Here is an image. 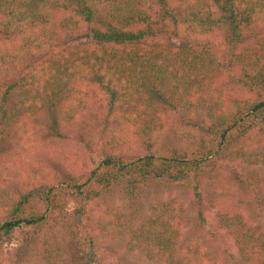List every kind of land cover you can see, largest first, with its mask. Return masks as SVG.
<instances>
[{"label":"trees","instance_id":"trees-1","mask_svg":"<svg viewBox=\"0 0 264 264\" xmlns=\"http://www.w3.org/2000/svg\"><path fill=\"white\" fill-rule=\"evenodd\" d=\"M151 1L0 0V140L49 112L64 126L91 115L95 129L104 124L103 136L112 133L92 149L91 169L20 191L0 210V249L16 245L14 261L56 229L68 264H107L109 250L86 223L95 200L116 190L132 208L152 185H174L187 191L201 226L202 179L215 157L234 150L240 165L264 167V0H169L174 10L168 0ZM177 114L179 125L189 121L188 146L124 151L129 140L118 131L156 135ZM243 173L242 189L253 191ZM211 219L238 264H264L263 236L247 217L223 209ZM181 221L179 211L162 206L157 219L134 222L127 251L167 254L170 264H218L198 250L195 259L177 258ZM47 248L38 264L55 263Z\"/></svg>","mask_w":264,"mask_h":264},{"label":"rangeland","instance_id":"rangeland-1","mask_svg":"<svg viewBox=\"0 0 264 264\" xmlns=\"http://www.w3.org/2000/svg\"><path fill=\"white\" fill-rule=\"evenodd\" d=\"M143 3L145 7L154 5L151 0H143ZM170 8L174 10L175 5H170ZM52 117L50 112L38 113L18 124L0 140V210L20 191L39 185L58 186L91 169L96 160L92 149L103 148L111 139L112 133L108 136L101 134L103 123L96 129L93 127L95 118L91 115L79 118L69 126H64L62 118L54 120ZM179 117L180 114L167 117L166 125L156 135L131 137L127 130L118 131L120 138L129 140L130 146L123 145L124 151L137 154L148 150H173L177 146L185 148L188 146L186 142L192 140L184 133L186 128L183 125L189 121L179 125ZM109 127L113 130V125ZM181 133L185 140L180 141ZM234 152L226 150L215 157L213 167L202 179L206 202L202 211L204 224L201 226L188 203L187 191L174 185H152L139 195L132 208L128 207V199L125 200L123 194L116 190L95 200L89 207L86 223L99 237L101 247L109 250L105 255L107 264H170L167 254L149 258L146 252L138 249L128 252L126 246L134 222L139 223L148 216L157 219L162 206H170L182 214L175 246L179 260L190 258L191 254L195 259L193 253L198 250L207 253L218 264H238L230 240L211 227V218L214 212L223 209L241 212L264 239V167L246 168L244 164L240 165L241 160ZM242 170L253 188L252 192L242 189L239 183ZM71 207L68 202L66 209ZM171 221L173 226L175 221ZM55 230L46 231L32 240L27 253L16 261L13 250L16 245L3 246L0 264H38L39 255L46 247L53 255L54 264H68L67 245L61 243L60 234H57L59 230ZM143 246L145 250L153 247L152 243H144Z\"/></svg>","mask_w":264,"mask_h":264}]
</instances>
